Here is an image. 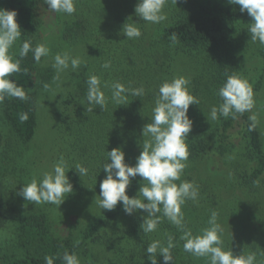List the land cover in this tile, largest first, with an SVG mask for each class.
<instances>
[{"label": "trees", "instance_id": "16d2710c", "mask_svg": "<svg viewBox=\"0 0 264 264\" xmlns=\"http://www.w3.org/2000/svg\"><path fill=\"white\" fill-rule=\"evenodd\" d=\"M43 2L0 0V9L18 12L22 41H31L33 47L36 45L30 37L39 30ZM137 3L138 0H75L73 14L58 13L64 22L62 38L71 44L83 43L85 56L76 74L80 78L74 79L72 88L61 94L65 108L60 128L73 136L69 148L73 149L72 154L83 158L81 165L88 169L87 175L93 181L90 189L100 193V182L106 177L103 165L107 162V151L122 148L126 163L134 166L141 145L148 139L142 136V129L151 122L160 85L170 81L172 76L187 78L189 91L199 105L189 107L188 115L193 120L192 131L186 139L189 167L183 169L181 180L176 183L194 182L199 195L196 200H187L182 205L183 229L161 215L157 229L144 234L141 223L147 213L140 210L128 215L122 204H118L112 211L93 212L85 225L75 228L72 237L63 238L53 234L48 211H16L11 218L12 237L5 248H0V264H46L45 256L54 257V264H63L61 257L65 251L74 252L88 264H151L146 253L148 244L158 240L166 246L169 236L174 237L175 244L171 250L173 262L169 264H210L209 257H197L184 251L185 241L180 237L184 231H191L194 236L201 234L209 226L212 211L218 214L217 223L223 229V250L233 251L235 255L255 253L256 264H264L261 129L257 124L254 130H249L252 110L237 114L235 119L220 116L217 120H207L206 117L212 106L222 102L218 91L226 81V73L243 77L242 68L246 67L247 54L251 51L261 54L264 61V47L259 50L260 45L256 47L249 39H238V30L245 25L249 27L252 18L247 12L241 13L238 5H225L218 0H177V4L168 0L163 9L167 19L156 24L143 21L135 14ZM128 19L140 28L139 38L127 39L123 35L122 26ZM100 23L101 28L97 29ZM93 31L98 32V37L91 38ZM172 33L177 35L178 42H172ZM109 42L117 51L112 61L115 70L112 76L103 67L105 60L101 59ZM19 48L14 57L21 59L20 71L12 74V79L24 86L28 98L6 97L0 102V127L6 132L3 134L0 128V146L4 145V164L0 162V207L6 202L3 179L8 173H17L19 168L17 162L7 163L21 156V143H29L37 133L38 102L42 94L38 80L42 85L51 74L39 66L31 51L20 58ZM93 62L98 66L95 73L103 76L101 87L108 101L105 110L93 105V110L87 111L86 81ZM263 79L264 74H261L253 82V94L262 89ZM114 82L126 88L142 86L144 95L129 94V104L117 105L111 99ZM105 83L108 87H104ZM23 113H27V120L20 119ZM216 161L219 166L213 170L211 165ZM20 171L23 175L30 174L25 169ZM75 174V186L81 190L84 180L77 172ZM141 185L142 177L136 176L127 194L136 196ZM94 194L78 199L76 205L84 209L94 206ZM9 221L10 215L0 216L1 227L10 224ZM153 258L157 259V264H164L163 256Z\"/></svg>", "mask_w": 264, "mask_h": 264}, {"label": "clouds", "instance_id": "9594fccd", "mask_svg": "<svg viewBox=\"0 0 264 264\" xmlns=\"http://www.w3.org/2000/svg\"><path fill=\"white\" fill-rule=\"evenodd\" d=\"M48 8L57 13L73 14L76 11L75 0H44ZM168 0H138L135 14L141 20L151 23H161L167 19L163 9ZM232 5H238L241 13L247 12L252 18L247 31L251 34L252 42L264 45V0H228ZM177 4V0H172ZM16 10L0 9V102L6 97L26 100L28 97L24 86L12 79V74L20 71L21 59L14 57L10 49L20 40L22 30L17 20ZM129 19L122 26V33L127 39L139 38L142 33L136 23H129ZM138 23V22H137ZM173 43L178 42L177 35L172 33ZM33 53L34 60L39 63L42 57L50 54L45 44L32 46L31 41L25 40L19 48V57L24 58L29 52ZM81 64L78 57H71L67 52L57 53L54 56L53 67L59 73L71 65L77 69ZM103 67L110 68V62ZM226 81L219 88L218 95L222 102L212 106L207 120H217L220 116L236 118L237 114L251 111L254 107L253 89L249 82L237 73L225 74ZM86 100L91 106L97 105L105 110L107 99L102 91L101 80L96 75H90L86 81ZM189 81L183 76L174 77L171 81L163 82L155 99L150 121L142 129V136L147 137L141 145V152L136 158L134 166L126 163L125 152L122 148H113L107 151V162L103 165L106 177L100 182L99 206L112 211L118 204H122L126 214L132 215L143 210L141 230L144 234L157 229L161 215L166 217L178 228L184 227V214L182 205L187 200H196L199 192L194 182L181 180V173L185 167L184 161L189 157L188 138L193 127V120L188 115L190 105H199L188 88ZM47 88V85L44 86ZM104 87H108L105 83ZM112 101L117 105H127L128 95L142 97L144 88H126L120 82L111 85ZM21 120H27V113L21 114ZM251 124L249 130H254L258 124L256 114L249 117ZM63 158L54 164L51 171H45L41 177L33 176L30 181L23 184L17 195L28 203L35 205L41 203L55 204L59 208L69 194L73 193V184L67 173L71 170ZM81 176L88 174V169L81 164L73 168ZM136 176L142 177V185L134 197L127 194V189ZM96 200V198H95ZM217 213L212 211L208 220V227L199 235L191 231H184L180 239L184 240V251L197 257H209L210 264H256V254L235 255L233 251L222 248V227L217 223ZM175 247L174 237L169 236L167 245L160 241H152L146 248L151 264H157V255L163 256L164 264L173 262L171 250ZM54 257L45 256L46 264H54ZM63 264H81L79 257L73 252H64L61 257Z\"/></svg>", "mask_w": 264, "mask_h": 264}, {"label": "rangeland", "instance_id": "374dc122", "mask_svg": "<svg viewBox=\"0 0 264 264\" xmlns=\"http://www.w3.org/2000/svg\"><path fill=\"white\" fill-rule=\"evenodd\" d=\"M222 4H228V0H218ZM40 16L41 23L39 26V30L30 37L35 45L37 44H45L50 49V54L46 57H42L39 63V66L42 69L48 70L51 72L50 78L45 83H40L38 80V84L40 88H42V94L40 96L39 104V126L37 128V133L32 141L27 144L21 143V156H16L13 161L7 163H19V168L17 173L6 174V177L3 179L4 188H3V198L6 200L5 204L0 207V216L2 215H10V221L6 226H0V248H5L12 237L13 226H11L12 222V214L16 211H28L29 213L38 212L40 210L48 211L52 217V232L56 236H60L63 238L72 237L74 233H76L75 228L81 227L85 225L88 220L92 218V213H101L104 209H102L99 204H96L92 207L85 208L80 207L77 204V200L80 198H84L89 196L92 192L95 193L94 196L96 201L99 200V192L92 191L90 189L93 181L89 178L88 175L81 177V180H84L85 185L83 188L79 190L76 188V180L75 176L76 170L73 169L75 165L82 164V157L78 154H72V148H69L71 144V139L73 136L69 135V132L60 128L62 125V120L64 117V108L62 104L61 94L67 93L69 88L73 86V80L79 77L76 74L78 73V69H73L71 65L63 72L59 73V79H55L57 76V71L53 67L54 64V56L57 53L67 52L71 57H78L81 60V63L85 60V56L82 51L83 43H75L71 44L62 38V29L64 26V22L62 18H60L57 12L51 11L48 6L43 2L40 6ZM108 19V18H107ZM101 23L98 25L100 27ZM246 26V25H245ZM244 29L238 30V39L240 41L250 40V43H253L256 47L259 45V50L264 45H261L258 41H251V34L248 32L246 34L248 26ZM95 29V30H97ZM243 30V31H242ZM98 32H92L91 38L98 37L96 36ZM26 38V37H25ZM235 38L236 34H235ZM22 37L16 44L10 49L12 54H15L16 49L22 43ZM108 44V42H107ZM19 45V46H18ZM107 51L102 56V60L105 62H110L111 67L107 68V72L112 76L115 73L114 66L112 64L113 58L117 54V51L113 49L112 43L109 42V45H106ZM103 60V61H104ZM104 65V64H103ZM98 68L96 62H93V67L91 66V75H96L100 80L103 79V76H99L95 73V69ZM181 68V67H180ZM179 68V70H180ZM104 72L105 70L102 69ZM179 72V71H178ZM177 72V73H178ZM242 73H244L243 78H245L250 85L261 75L264 74V61L262 59L261 54H254L252 51L247 54V64L246 67L242 68ZM80 78V77H79ZM174 78L172 76L171 80ZM170 80V81H171ZM43 82V81H42ZM47 85V88L44 86ZM254 107L252 109V113L257 115L258 125L261 129L264 141V79H263V87L262 89L254 94ZM3 130V134H6L3 127H0ZM4 151V145L0 146V162L4 164V157H2ZM63 156L65 159L68 169H71L67 175L70 178V181L73 184V193L69 194L65 199L64 203L60 206V208L55 204L50 203H41L38 205L28 203L24 200L23 197L17 195V191L23 187V184L27 181H30L31 178L35 175L37 178L41 177L45 171H51L54 164ZM185 167H189L188 161H184ZM219 162L216 161L211 168L213 170L218 169ZM95 164V163H94ZM184 167V168H185ZM25 169L27 173L23 175L20 170ZM66 169V171L68 170ZM10 170L9 172H12ZM31 176L30 178L28 176ZM80 191V193H79ZM92 208V209H91ZM81 264H88L84 262L83 259H80Z\"/></svg>", "mask_w": 264, "mask_h": 264}]
</instances>
